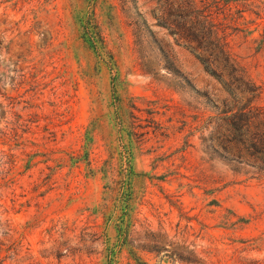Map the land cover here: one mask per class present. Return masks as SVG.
<instances>
[{
    "label": "rangeland",
    "instance_id": "rangeland-1",
    "mask_svg": "<svg viewBox=\"0 0 264 264\" xmlns=\"http://www.w3.org/2000/svg\"><path fill=\"white\" fill-rule=\"evenodd\" d=\"M240 2L227 41L264 97V0ZM153 13L155 0H0V264H264V179L207 160L195 111L211 110L160 48L227 94Z\"/></svg>",
    "mask_w": 264,
    "mask_h": 264
},
{
    "label": "trees",
    "instance_id": "trees-1",
    "mask_svg": "<svg viewBox=\"0 0 264 264\" xmlns=\"http://www.w3.org/2000/svg\"><path fill=\"white\" fill-rule=\"evenodd\" d=\"M240 1L245 0H155L157 13L153 17L157 26L173 38V43L189 51L227 94L226 98L218 99L197 89L175 67L168 45L160 48L165 69L172 76L180 75L181 91L195 92L211 110L212 115L207 117L204 112L195 111V122L199 123L195 131L199 133L204 156L208 161H221L234 175L264 179L263 92L232 53L226 34L244 12L246 4ZM102 16L110 18L105 12ZM92 17L95 19V14ZM138 17L140 20L131 22L130 26L136 52L145 69L143 51L153 33L147 20L141 15ZM90 41L95 50L106 51L97 24L92 26ZM145 71L149 73L147 68Z\"/></svg>",
    "mask_w": 264,
    "mask_h": 264
}]
</instances>
